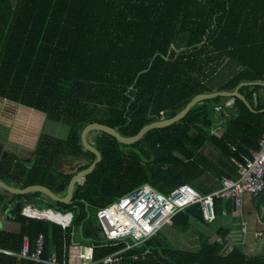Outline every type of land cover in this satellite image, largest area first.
<instances>
[{"label": "trees", "instance_id": "16d2710c", "mask_svg": "<svg viewBox=\"0 0 264 264\" xmlns=\"http://www.w3.org/2000/svg\"><path fill=\"white\" fill-rule=\"evenodd\" d=\"M230 62L240 70L219 87L211 86ZM244 81L264 82V0H0V124L8 128L10 140L34 150L30 164L14 155L1 156L0 178L16 187L42 184L65 197L73 176L97 158L82 141L89 124L103 123L135 136L152 122L174 117L198 94L233 91ZM263 90L261 84L240 89L256 111L236 98L233 107L220 113L216 107L230 97L218 96L134 144L98 131L92 143L103 159L76 186L73 201L46 202L63 213L73 212L72 225L64 228L24 214L28 200L41 193L13 195L6 204L9 197L0 191V206L8 210L13 205L11 213L22 224L19 234L0 229V246L19 252L29 237L35 251L44 234V257L57 251L67 264H81L90 252L101 258L121 250L133 240L104 238L98 211L145 184L164 194L181 184L198 187L211 165L201 152L207 144L225 156V176H236L230 144L245 154L259 148ZM223 118L226 130L219 137L212 130ZM49 120L68 126L67 138L48 134ZM57 160L63 162L59 170L53 168ZM16 201L22 202L17 206ZM234 212V200L215 199L216 218ZM210 223L198 203L176 215L169 227L186 234ZM77 229L82 243L72 262ZM164 229L127 251L122 264H264V253L229 249L226 228L216 231L222 241L212 239L214 231L200 230L199 248L192 251L174 245ZM146 249L147 260L133 259ZM19 262L44 264L0 254V264Z\"/></svg>", "mask_w": 264, "mask_h": 264}, {"label": "built area", "instance_id": "2783aa9c", "mask_svg": "<svg viewBox=\"0 0 264 264\" xmlns=\"http://www.w3.org/2000/svg\"><path fill=\"white\" fill-rule=\"evenodd\" d=\"M235 101V97H230L225 104H219L216 110L221 113L224 108L233 107ZM215 128L216 126L212 130L213 134ZM230 147L232 149L230 160L237 167V175L224 176L221 186L210 194H203L192 184H181L169 194H164L145 184L122 196L106 208L100 209L98 211L99 224L108 240L121 241L131 238L133 241L127 242L121 250L101 258H96L93 252L84 254L81 264H122L126 259L127 251L141 247L159 231L172 225L176 215L194 204H201L205 219L212 221L216 218V198L234 200L237 209L243 207L246 196L252 199L259 198L264 193V135L260 140L259 148L251 150L250 154L239 151L234 144H230ZM32 215L46 216L65 228L71 225L73 219V213L66 220L64 217L67 214L54 209L43 210V212L34 210ZM216 240L222 241V238L218 237ZM44 252V234L38 237L35 251H32L29 239L25 240L19 252L0 247V254L14 255L37 263L67 264L60 261L56 251L49 258L44 257ZM149 254L150 250L146 249L134 254L133 259L145 261Z\"/></svg>", "mask_w": 264, "mask_h": 264}, {"label": "crops", "instance_id": "0c3cea01", "mask_svg": "<svg viewBox=\"0 0 264 264\" xmlns=\"http://www.w3.org/2000/svg\"><path fill=\"white\" fill-rule=\"evenodd\" d=\"M230 64H231V62L226 63V65H224V67L221 70H223L225 67H227ZM239 70H240V67L238 65H236V68L233 70V73L230 77L235 75ZM230 71L231 70H229V72ZM226 81H224V82H226ZM224 82H220V84L217 87L222 85ZM215 91H218V90L216 89ZM261 93H262L263 100H264V90L261 91ZM224 122H225V118H223L222 120H218V122L215 125L216 128H215L214 134H217L219 137H222L225 130H226V126L224 125ZM201 152H202L203 156L206 157V159L208 160V162L212 166L210 165L208 172L198 180L197 185L199 188L196 187L195 185H193V186H195L199 191L201 189V190H210L211 192H213L214 190L217 189L216 188L217 185L221 186L222 177L225 176V172H223V171L225 170L224 163L226 161V158L223 155V153L218 148L213 146L212 144H207L206 147L203 148ZM68 160H66V162L70 163V161H68ZM63 173H71V172H63ZM223 173H224V175H223ZM18 188H20V187H18ZM21 188H23V187H21ZM36 193H38V192H36ZM28 194H31V193H28ZM12 197H9V199L6 201V204H8L11 201ZM62 197H64V196H62ZM48 201H49V197L41 193V196H38V197L33 198L31 200H28V202L25 204L23 212L27 217H40L39 215L38 216L32 215V212L34 210H35V212H36V210L38 212H43V210L47 211L49 209L58 210L56 208L49 207L48 204L46 203ZM20 202H22V201H16L17 206H19ZM257 204H260L259 209L257 207ZM247 205L252 206L253 210H255V216L256 217L254 218V224L252 225V228L251 227L249 228L247 222L243 221V223H242L243 235L241 236V238L238 241L232 242V239L228 235L227 241H228L229 246H230V244L233 246L235 244H239L240 247L242 246V248L244 249V251L246 253H248L250 255H258V254L264 253L263 252L264 251V197L259 201V198L252 199L250 196H246L245 203H244L243 207L241 209H238V211H242L243 208L246 207ZM4 208H5V205L0 206V229L3 231L10 232V233L19 234L22 230V224L19 221H17L15 219V216L11 213V209L13 208V205H11L10 209H8V210H4ZM71 213H73V212L64 213V214H67V216L64 218L66 220H68ZM231 214L232 213H230V214L226 213L225 215H231ZM41 217L47 218L46 216H41ZM47 219L54 221L53 219H49V218H47ZM73 219H74V213H73ZM73 219H72V222H73ZM54 222L58 223L57 221H54ZM58 224H60V223H58ZM71 225H72V223H71ZM220 228H224V227H220ZM168 229H170V227L167 226L166 230H168ZM209 229L212 232L214 231L211 228H209ZM226 229H228V228H226ZM201 231H204L203 227H202ZM77 232L79 233L80 239L79 238L77 239V237H76ZM199 232H200V230L197 233L198 238H199ZM173 233L174 232H171V234L168 236V238L175 245L177 244V247L181 248L182 250H188V251L194 250V249H191V247H193V245H190L191 236L188 233H186V234H178L177 233L175 235ZM212 235L215 236L218 234H216V232L214 231V233ZM26 239H29V237H26L25 240ZM25 240H24V242H25ZM81 243H82L81 231L77 229L75 232V236H74V244L70 247L69 256H70V260L72 262L77 260V255L79 252L77 246L80 245ZM23 245H24V243H23ZM197 246H199V244ZM0 247H2V246H0ZM3 248L9 249L11 251H15V250H12L10 248H6V247H3ZM15 252H18V251H15ZM53 252H55V251H53ZM10 256H14V255H10ZM15 257H17V256H15ZM17 258L19 261L22 260L19 257H17ZM19 264H20V262H19Z\"/></svg>", "mask_w": 264, "mask_h": 264}, {"label": "water", "instance_id": "95a60500", "mask_svg": "<svg viewBox=\"0 0 264 264\" xmlns=\"http://www.w3.org/2000/svg\"><path fill=\"white\" fill-rule=\"evenodd\" d=\"M258 84L264 85V82L263 81H244V82L240 83L239 86L233 91H229V90L219 91L218 90V91L198 94L177 115H175L174 117L169 118V119L152 122V123L146 125L145 127H143L141 129V131L138 134H136L135 136H130V137L124 136L116 128L109 126V125H106V124H103V123L94 122V123L89 124L84 129V131L82 133V141H83L85 150L91 151L92 153H94L97 156V158L88 168L78 172L77 174H75L73 176V178L70 182V185H69V192L65 197H62V196L56 194L49 187L42 185V184H35V185L23 187V188H21V187L18 188V187H15V186L8 184L7 182H5L1 178H0V191L3 192V194L8 196V197H12L13 195L38 192V193H42V194L48 196L53 201L71 203L74 199L76 186L83 184L86 176L91 174L97 168L98 164L103 159L101 151L93 145V143L91 142V140L89 138V135L92 132H94V131L105 132V133H108V134L112 135L113 137L117 138L119 140V142H121L123 144H134V143L140 141L148 131H150L152 129L165 128V127L171 126V125L179 122L181 119H183L192 110V108L196 104L203 102L205 100H208V99L218 97V96L240 98L243 101H245L246 104L253 111H256L253 108L252 104L248 101L246 96L241 93L240 89L242 86L258 85ZM262 111H264V110H262ZM94 224H95V226H98V223L96 220H94ZM98 229L101 231V235L104 238H106V235L102 231L101 226H98Z\"/></svg>", "mask_w": 264, "mask_h": 264}, {"label": "rangeland", "instance_id": "374dc122", "mask_svg": "<svg viewBox=\"0 0 264 264\" xmlns=\"http://www.w3.org/2000/svg\"><path fill=\"white\" fill-rule=\"evenodd\" d=\"M13 2L17 4L19 0H13ZM235 68H236V64L234 63H231L230 65L225 67L217 74L215 80L211 83V86L217 87L220 84V82L226 81L232 75L233 70ZM229 70L231 71L229 72ZM45 131L48 134H51L58 138H67L69 134V127L64 125L63 123L49 120L46 124ZM8 134H9L8 128L0 124V157L7 155H14L20 162H24L26 164H30L32 161H34V150L10 140ZM99 134L100 133L98 131L92 132L90 135L91 142H95L96 137ZM81 160H82L81 162H87V160H83V159ZM56 162L57 163L54 164L53 168L59 170L61 168L60 164H63V162L61 160H57ZM72 162L74 164V161ZM218 187H220V185L216 186V188ZM255 217H256L255 210H253L252 206L247 205L246 207L243 208L242 211L234 212L231 215L219 216L216 220L211 221L209 228H211L215 232L220 227L228 228L229 237L232 239V242L238 241L243 235L242 232L243 221L247 222L249 228L250 227L252 228ZM204 228L205 227H203V230L211 232L209 228L207 229ZM199 230H201V227L196 226L195 228H193L191 231L188 232V234L191 236L190 245H193L191 249L197 250L199 248V246H197L199 244V238L197 237V233ZM171 232H174L173 233L174 235L178 233V231L174 227H170V229L168 230L164 229L163 231V233L166 234L167 236H169ZM76 237L77 239L78 238L80 239L78 232L76 234ZM218 237L219 235H215L212 237V239L215 240ZM231 246L233 247V245L230 244L228 248L229 249L232 248ZM234 246H240V245L235 244Z\"/></svg>", "mask_w": 264, "mask_h": 264}]
</instances>
